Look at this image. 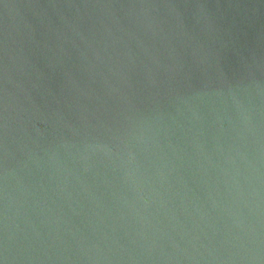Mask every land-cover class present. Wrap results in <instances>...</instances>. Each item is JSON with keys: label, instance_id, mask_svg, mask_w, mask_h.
Returning a JSON list of instances; mask_svg holds the SVG:
<instances>
[{"label": "water", "instance_id": "obj_1", "mask_svg": "<svg viewBox=\"0 0 264 264\" xmlns=\"http://www.w3.org/2000/svg\"><path fill=\"white\" fill-rule=\"evenodd\" d=\"M0 264H264V0H0Z\"/></svg>", "mask_w": 264, "mask_h": 264}]
</instances>
